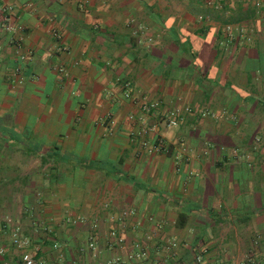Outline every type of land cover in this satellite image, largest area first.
Here are the masks:
<instances>
[{
    "label": "crops",
    "instance_id": "crops-1",
    "mask_svg": "<svg viewBox=\"0 0 264 264\" xmlns=\"http://www.w3.org/2000/svg\"><path fill=\"white\" fill-rule=\"evenodd\" d=\"M17 231L39 264H264V7L0 0L1 264Z\"/></svg>",
    "mask_w": 264,
    "mask_h": 264
},
{
    "label": "built area",
    "instance_id": "built-area-1",
    "mask_svg": "<svg viewBox=\"0 0 264 264\" xmlns=\"http://www.w3.org/2000/svg\"><path fill=\"white\" fill-rule=\"evenodd\" d=\"M254 3V6L258 9L263 8L264 7V0H252ZM6 14H8L7 16H5V27L7 29V31L12 32L14 34H17L19 31V28H17L15 25H13V23L11 22V16H10V12L7 11V9L5 10ZM55 36L57 38L59 37L58 33H55ZM22 41V38H19L15 41V43H20ZM61 72H64V70H60ZM20 73V69L16 70V74L19 75ZM158 107V104H144L142 106V110L144 113H151L153 110H155ZM180 110H176L171 112L168 116H167V125L171 128H178L179 127V118H180ZM155 149L159 152H168V148L164 145V142L162 140H159L158 143L156 144ZM13 243L16 247L18 248H24L25 251L22 253L21 258H20V262L19 264H39V262L36 259L35 256V251L38 250V248H36L34 251L30 250L31 248V242L29 240L23 239L20 234L17 233L14 236V240ZM91 248L94 247V245H90ZM174 247H176V245H174ZM139 251V255L137 257H145L147 255V252L145 251L144 248L141 247V245L138 246ZM1 264V263H0ZM2 264H8V263H2ZM112 264H120L119 260L115 261Z\"/></svg>",
    "mask_w": 264,
    "mask_h": 264
}]
</instances>
